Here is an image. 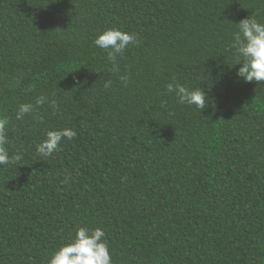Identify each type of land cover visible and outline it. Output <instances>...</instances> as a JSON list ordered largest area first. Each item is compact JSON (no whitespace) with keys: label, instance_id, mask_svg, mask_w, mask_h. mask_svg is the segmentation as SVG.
<instances>
[{"label":"trees","instance_id":"1","mask_svg":"<svg viewBox=\"0 0 264 264\" xmlns=\"http://www.w3.org/2000/svg\"><path fill=\"white\" fill-rule=\"evenodd\" d=\"M250 16L264 0H0V116L22 156L0 166V264H47L82 226L113 264H264V85L228 49ZM109 28L138 35L119 73L93 43ZM40 95L60 111L16 120ZM63 128L77 135L38 155Z\"/></svg>","mask_w":264,"mask_h":264},{"label":"clouds","instance_id":"2","mask_svg":"<svg viewBox=\"0 0 264 264\" xmlns=\"http://www.w3.org/2000/svg\"><path fill=\"white\" fill-rule=\"evenodd\" d=\"M234 24L237 31L228 49L235 57V65H241L236 76L244 82H256L257 86L264 85V23L250 16ZM137 42V34L117 28L104 30L93 41L94 46L107 53L106 59L111 64L110 71L114 73L120 71L117 58L124 54L129 45ZM120 80L126 86L128 76L122 75ZM111 85V80L104 83L106 89ZM167 90L175 94L179 104L194 106L201 110L206 107L208 97L199 87L190 89L180 83H169ZM45 104H48L54 114L60 111L55 98L50 100L47 95H40L34 103H20L15 112V119L22 121L26 116L31 115L33 119L39 120L41 118L39 109ZM9 125V118L0 116V166L17 164L22 159L19 153L10 155L6 147L9 144ZM76 135L77 133L71 128L48 130L45 139L36 145V152L40 156L50 157L60 150L62 140H72ZM105 235V231L100 227H79L69 242L51 254L47 264H113L107 240L104 239Z\"/></svg>","mask_w":264,"mask_h":264}]
</instances>
